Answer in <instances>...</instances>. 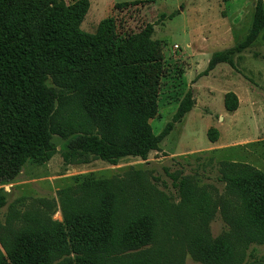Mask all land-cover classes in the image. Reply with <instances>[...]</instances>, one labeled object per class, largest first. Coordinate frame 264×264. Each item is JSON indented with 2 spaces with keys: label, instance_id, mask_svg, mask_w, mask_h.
I'll return each instance as SVG.
<instances>
[{
  "label": "rangeland",
  "instance_id": "1",
  "mask_svg": "<svg viewBox=\"0 0 264 264\" xmlns=\"http://www.w3.org/2000/svg\"><path fill=\"white\" fill-rule=\"evenodd\" d=\"M26 1L18 0L14 19L20 18ZM63 1L68 7L80 0ZM87 1L80 26L85 33H94L108 17L121 35L154 26L151 39L161 46L164 75L152 132L158 135L171 122L189 90L192 109L145 160L127 157L113 165L78 153L65 162L63 155L79 135L62 139L54 134L51 157L27 161L12 183L0 187L7 196L0 211V236L15 240L37 230L63 232L61 192L87 181L107 182L118 200L134 207L126 216L138 214L148 222L147 245L138 252L148 264H264V244L247 241L238 229L243 212L237 189L229 183L234 190L227 189L221 170L225 163H234L264 172V31L250 48L233 56L234 68L220 64L200 76L212 54L244 40L255 4L264 8V0ZM132 2L141 3L115 8ZM171 14L176 15L169 19ZM52 60L44 61L41 72L60 98L66 93L63 74ZM229 93L236 97H229V106L237 105L230 112L224 107ZM210 128L218 132L215 143L207 138ZM225 246L230 262L222 259ZM61 263L62 258L55 262Z\"/></svg>",
  "mask_w": 264,
  "mask_h": 264
},
{
  "label": "trees",
  "instance_id": "2",
  "mask_svg": "<svg viewBox=\"0 0 264 264\" xmlns=\"http://www.w3.org/2000/svg\"><path fill=\"white\" fill-rule=\"evenodd\" d=\"M17 3L0 0V187L12 183L27 161L51 157L54 134L62 139L79 135L63 155L65 162L78 153L113 165L127 157L145 160L191 111L189 90L171 122L158 135L152 132L150 121L158 114L164 75L161 46L151 39L153 25L136 35H121L108 17L90 34L80 29L87 0L68 7L63 0H27L20 18L14 19ZM263 31L264 8L259 2L244 40L212 54L200 76L219 64L234 68L233 56L250 48ZM48 59L63 74V97L45 84L41 66ZM229 97H236H225L230 112L237 105L230 107ZM207 138L215 143L217 130L208 129ZM221 170L227 189H237L243 212L239 231L247 241L264 244V172L234 163H225ZM228 172L233 174L228 177ZM6 200L0 188V211ZM61 201L66 229L37 230L15 240L0 236V264H55L61 258V264H148L138 253L147 245L148 222L138 214L126 216L134 207L118 200L107 182L87 181L65 189ZM223 250L227 255L222 259L230 262L231 251L226 246Z\"/></svg>",
  "mask_w": 264,
  "mask_h": 264
},
{
  "label": "crops",
  "instance_id": "3",
  "mask_svg": "<svg viewBox=\"0 0 264 264\" xmlns=\"http://www.w3.org/2000/svg\"><path fill=\"white\" fill-rule=\"evenodd\" d=\"M223 4H224V3H223ZM219 65H220V64H219ZM217 66H218V65H217ZM217 66H216V67H217ZM216 67H215V69H216ZM215 69H214V70H215ZM214 70H213V71H214ZM211 72H212V71H211Z\"/></svg>",
  "mask_w": 264,
  "mask_h": 264
}]
</instances>
